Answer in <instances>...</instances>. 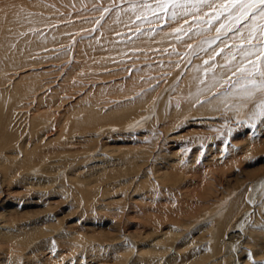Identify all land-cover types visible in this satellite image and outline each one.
Listing matches in <instances>:
<instances>
[{"label":"bare ground","instance_id":"1","mask_svg":"<svg viewBox=\"0 0 264 264\" xmlns=\"http://www.w3.org/2000/svg\"><path fill=\"white\" fill-rule=\"evenodd\" d=\"M95 1L98 0H0V264H59L64 261L74 264H128L130 258L131 264H185L188 259L179 257L183 256L182 236L187 234V231L193 237L201 233H196L197 227L193 229L194 223L189 224L188 219L187 222L186 219L176 220L181 226L177 228L184 233L174 228L171 223L178 215L171 217L168 212L171 213L172 210L167 212L165 209H168V202L175 200L179 193L172 194V198H169V201L167 199L168 202L164 198L159 202L160 205L153 197L158 194L159 186L175 183L180 185L174 184L175 186L182 187L188 180V172H194L195 176L200 173L204 180L199 185L198 181L196 182V187L198 185L202 191L199 197L195 198V212L198 210V214H194L197 219L194 220L199 222L200 219L211 216L219 217L215 227L210 226L211 232L209 230V234L206 233L207 241L201 239L206 235L198 237L201 239L198 247L204 249L200 250L204 251L203 257L206 250L207 253L218 247V253L207 254L204 264L264 262V231L246 226L249 218L255 225L264 224V207L258 206L264 201V118L259 116L261 103L256 104L263 98L264 88L248 83L251 80L258 85L262 79L260 73L264 72V18L253 16L250 12L246 18L235 20L227 11H223V15L216 19V13H208V9L201 6L198 13L197 9L193 8V3H188L178 7L177 11L182 14L177 16L176 22L180 17L177 25H168L165 27L167 30L157 27L156 33L153 29L152 32L148 29L142 33L140 31L141 41L145 42L144 46L148 48L146 50L151 51L149 53H152L153 49L173 45V50L162 57L165 60L166 57H181V67L178 68L184 74L183 78L163 102H160L161 96L158 98L161 92L157 94L158 99L154 105H161L156 113L154 107L151 109L155 89L145 94L141 100L142 104L136 101L119 104L124 102L126 95L135 93L137 88L129 90L132 85H128L127 94L118 92V95L101 103L96 101L100 99L98 93L90 97V102H70L77 87L83 85V80H90L82 73L75 78L77 81L81 79V84L73 86L74 82L70 81L72 85H67L68 78H65L66 82L59 85L58 89L55 86L48 90L50 83L55 82L54 79L47 82L50 76L48 70L55 67L62 58L69 57V52L73 51L72 34L68 33L94 24L93 18L87 21L81 18L84 20L82 25L69 24V27H66L69 22L59 24L65 19L57 14L58 8L65 7L70 10L79 3L93 4ZM182 2L184 4V0ZM149 8L151 7L142 9L145 12ZM158 9L159 7L155 8ZM128 13L126 11L125 16L123 13V20L119 18L113 21L115 32L130 29L122 27L129 22V19L126 20ZM46 14H49L48 17ZM167 16L171 20V12ZM136 17L138 16L130 17L135 18L130 22L136 21ZM191 17L196 18L188 21ZM140 18L135 27L144 25L142 22L146 21V18ZM158 19L157 17L147 22L149 24ZM181 20L194 21L183 24ZM228 21L230 22L227 23ZM217 28H221L219 35L224 38L217 40L210 48L204 41L208 40L209 36H217ZM233 28H236L235 32H231ZM177 29L181 31L178 32ZM102 33L104 35H101V38L98 35L94 38L98 40L97 45L100 41L109 45L108 51L103 52L99 48L97 51V46L87 41L86 37H81L77 45L80 51L78 58L82 55L83 59H87L99 54V63L91 67L93 72H108L113 68L112 65L104 64L109 55L124 54V45H131V48L137 46V35L126 39V35L121 34L107 39L106 31L103 30ZM184 34L185 37L182 36ZM195 40L202 41L201 47L206 45L204 47L207 49V52L199 53L196 58L193 52V46L197 44ZM149 42H155V45L147 44ZM58 45L61 47L59 51L56 48ZM213 48L216 52L210 56L208 53H211ZM205 60H208L209 64H205ZM46 62L53 66H47L48 69L43 67V70L40 66ZM76 68L80 70V66H75V70ZM167 69L165 66H159L154 69V74ZM156 77L154 76V79ZM171 82L172 78L169 84ZM149 83L151 81L144 80L142 86ZM157 88L159 87H156V90ZM42 90H48L44 97L35 95ZM26 100H29V103H37V107H34V110H37H31L34 112L33 116L28 115L29 109L24 105ZM99 104L101 106H98ZM253 104L256 105L252 107ZM250 107L251 110L248 111ZM190 112V119L185 121ZM35 118H40V121ZM242 118L249 122H242ZM47 119L52 120L48 126L50 128H40ZM60 119L63 123L59 129L51 127ZM139 120L148 122L149 128H144L139 134L137 132L132 138L119 136V129L136 124ZM90 123L92 125L87 126ZM197 127L202 129L200 132L203 140H200L204 143L200 153L206 154L203 161L200 157V161L193 160V156L191 159L185 157L186 153H181L183 147L179 145L180 139H185L194 130L197 131ZM150 129L153 130V136H158L156 140L152 137ZM187 129L192 132L188 134ZM111 130H114L116 135ZM173 130L178 136L175 132L167 135ZM142 133L144 134L141 135ZM194 133L196 135V132ZM113 135L117 137H111ZM190 137L192 136L189 135L188 138ZM198 144L201 145V142ZM177 149L180 150L176 151ZM88 151L91 154L99 151L100 153L92 158L89 157ZM100 156L102 157L99 158ZM241 159L244 163L240 162ZM92 160L100 165L94 166H98L97 168L86 167L94 162ZM87 162L91 163L87 165ZM190 163L195 167L190 168ZM83 165L86 169H82L84 172L80 169V174L77 169ZM213 170L217 172V179L213 177ZM65 173L69 174L66 176ZM245 173L252 177V180L249 178L252 182V186L249 184L251 188H240L244 181L242 174ZM239 175L242 183H238L237 189L250 190L251 193L245 195L246 192L243 191L235 195L236 197L233 196L230 201L227 197H232L234 192H227L230 196H224V200H229L230 203L227 202L228 204H224L227 207L220 209V205L223 206V202L219 204L220 190L213 182H238ZM246 178L245 182L248 184L250 181ZM191 181L193 180H188L189 185ZM143 196H151V200L141 203L142 199H138ZM174 212L179 216L183 213L180 209ZM251 212H254L253 216ZM127 216L130 220L134 218L138 221L136 224H128ZM244 226V235L236 234L238 230L241 232ZM103 229L106 233L99 232ZM54 233L59 234L54 237ZM93 237L95 242L88 241ZM94 245L98 246L94 249ZM87 248L92 253L94 251V254H82ZM107 249L109 252L106 253ZM233 249L238 250L236 255ZM45 251H48L47 255ZM167 253L169 255L166 256ZM189 257L190 255L187 256ZM260 257L263 261H260ZM200 260L202 261L198 256L195 261L199 263Z\"/></svg>","mask_w":264,"mask_h":264},{"label":"rangeland","instance_id":"2","mask_svg":"<svg viewBox=\"0 0 264 264\" xmlns=\"http://www.w3.org/2000/svg\"><path fill=\"white\" fill-rule=\"evenodd\" d=\"M104 1H107V2H104ZM183 0H179V3H180V5L182 4V5H188V3L189 4H191V3H193L194 2V0H184V4H183V2H182ZM189 1V2H188ZM192 1V2H191ZM163 2V0H98V1H95V2H93V4H88L87 2H85V3H83V4H81V3H79L78 5H76V7L75 6H73V8L72 9H70V10H67L65 7H60V9L58 8V12H57V14L60 16H62V17H64V19L66 20H61L62 22H59V24L61 23L62 25L63 24H65V23H68V24H66L65 26L66 27H69V24L71 25V24H77V25H82L83 23H81L82 21L84 22V20L86 19V21H87V19L88 20H91L90 18H93V22H94V24L93 25H85L83 28H82V30H80V29H78V30H72V31H70L68 34H72V41H73V45L71 44V47H72V49L71 50H73V51H70L69 52V57H67V58H62L61 60H59L60 62H58L57 64H55L56 66L55 67H51L49 70H48V72H49V74H50V76H49V79H48V81L47 82H49L50 80L52 81L53 79H54V83H50V86H49V89L48 90H50V87H55V88H59L60 86L59 85H61L62 83H64V82H66V80H65V78H68V79H71V80H68L67 79V82L66 83H68L67 85H72V83L71 82H74L73 83V86H74V84H76V85H79L78 83H80L81 84V79H80V81H77V79H75L76 77H78L79 75H81L80 73H82V74H85V76H87L88 78H90V80L88 79V80H85V79H87V78H85L84 80H83V85L81 86V85H79L78 87H77V91H76V94L74 95V98H72L71 100H70V102H73L74 103V101L75 100H77V101H79V104H82L83 102H85V101H87V102H90L91 100H90V97H92L93 96V94H95V93H98V97H100V99H98V100H96L97 101V103H101V102H104V101H107V100H109V98L110 97H113V96H116V94L118 95V92H125V94H127V92L129 91V90H131V91H133L134 89H133V87H135V88H137L136 90H135V93L134 94H130V95H126V97L125 98H123V100H124V102H121V103H119V104H121V105H123V103H132V101H136V103H139V104H142L143 102L141 101L142 100V98L145 96V94H147L148 93V91H152V89H155V98H154V100H153V104H152V108L151 109H153V107L155 108L154 110L156 111V113H158V111H159V107H160V105L161 104H159L158 105V103H156V105H154V103L156 102V100L161 96V99H160V102H163L164 100H165V98L168 96V94L172 91V89L175 87V86H177L178 85V83H180L179 81H181V79L183 78V73L181 72V71H179L180 69V67H181V62L179 61V59L181 58V57H178V58H169V57H166V60L164 59V57H162L163 55H165V53H167V52H169V51H171V50H173V45H169V46H165V47H159L158 49H153V51H152V53H149V52H151V51H149V50H146V49H148L147 47H145L144 45H145V42L144 41H141V38H140V31H141V33H142V31L143 30H146V29H148V31H153V32H155L156 33V29H157V27H160V28H162V29H164L166 26H168L169 25V27H172L173 26V24H175L176 23V25L179 23V21H180V17H179V19H178V23L176 22V19L175 20H173V19H171V20H169L170 19V17H169V19H168V16L167 15H169V13L170 12H172L171 10H173L172 9V6H171V4H165V6H164V8H161V7H159V5L161 4ZM87 3V4H86ZM86 4V5H85ZM154 4V5H153ZM80 6V7H79ZM142 6V7H141ZM134 7H136V8H134ZM141 7V8H140ZM143 7H151V8H149L148 10H146L145 12H144V10L142 9ZM157 7H159V9L158 10H155V8H157ZM201 7H205V8H207L208 9V13H213V14H215L216 13V15H223L222 13H221V10L220 9H218V8H216V9H214V8H209L208 6H206V5H203V6H201ZM201 7H199V8H194V9H197V12L199 13L200 11H201ZM66 10H65V9ZM82 8H83V10H82ZM126 9V10H125ZM134 9V10H133ZM135 9H136V11H135ZM141 9V10H140ZM57 10V9H56ZM153 10V11H152ZM178 10V7L175 9V11H177ZM82 11V12H81ZM126 11L127 12H129L130 13V15H129V13H128V18L126 19V20H128L129 22L132 20V19H135V18H130V17H134V16H138V17H136V18H140V17H144V18H146V21H143L142 23H144V25L142 24L140 27L139 26H137V27H135V25L136 24H139V20L138 19H136V21H132V22H128L126 25H122V27L123 26H125V27H129L130 29H126V30H122V31H119V32H115V30H114V28H115V23H113V21H116V20H118L119 18L120 19H122V17H124L125 16V13H126ZM147 11H149V12H147ZM132 12V13H131ZM146 12H147V14H146ZM179 11H177L176 13H177V16L179 15V14H182V13H178ZM69 13V14H68ZM81 13V14H80ZM86 13V14H85ZM123 13H124V16H123ZM143 13V14H142ZM52 14V13H51ZM121 14V15H120ZM135 14V15H134ZM141 14V15H140ZM183 14H185L184 12H183ZM47 15V17H48V15L49 14H46ZM65 15V16H64ZM72 15V16H71ZM83 15V16H82ZM86 15V16H85ZM155 15H157V16H155ZM186 15V14H185ZM69 16V17H68ZM70 16L73 18H70ZM79 17V18H77V17ZM121 16V17H120ZM153 16H155L153 19H155V18H159L158 19V21H155V22H152V23H149L148 24V20L149 21H153V19H152V17ZM50 17V16H49ZM140 18V19H144V18ZM149 17H151V18H149ZM160 17H162V18H160ZM75 18H77L78 19V21H77V19H75ZM84 19V20H82V19ZM115 18V19H114ZM195 19L194 17H191V18H189L188 19V21L190 20V19ZM76 20V21H75ZM79 20H81V21H79ZM123 20V19H122ZM125 20V21H126ZM183 20V19H182ZM181 20V23H183V24H185V23H193V21H191V22H185V21H182ZM212 20H214V19H212ZM174 21V22H173ZM171 22H172V25H171ZM230 21H228L227 23H229ZM209 23V22H208ZM226 23V24H227ZM58 24V23H57ZM109 24V28H107V25ZM155 24V25H154ZM105 25V26H104ZM242 25V24H241ZM133 26V27H132ZM231 26H233V24L231 25ZM87 27H89V28H87ZM150 27H153V28H150ZM87 28V29H86ZM133 28V29H132ZM84 29V30H83ZM86 29V30H85ZM108 29V30H107ZM153 29V30H152ZM166 29V28H165ZM103 30H104V32L106 31V34H107V39H112V38H114V37H116L117 35H121V34H125L126 35V39H129L131 36L132 37H135L136 35H137V37H135V38H137V41H135L136 43H137V46L135 47V48H131V45L129 46V45H124V51H125V53L124 54H122V55H120V56H118V55H109L108 57H107V61H104V64H108L109 66L110 65H112L113 66V68H110L109 70H108V72H105L104 70H102V71H100V72H93V71H91V67L94 65V64H98L99 63V60H98V58H99V54H97V55H93V56H89V57H87V59H83V56L81 55L80 57L81 58H78L79 57V52L80 51H78V49H77V45H79L78 43L80 42V39H81V37H86V39H87V41H89V42H91V43H94L96 46H97V51H99V50H101V51H108V48H109V45H105V43L103 42V43H101V41L99 42V44L97 45V43H98V40L96 41V39L94 38V37H96L97 35H98V37L99 38H101V35H104V33H102L103 32ZM167 30V29H166ZM78 31V32H77ZM87 31V32H86ZM102 31V32H101ZM229 31V30H228ZM236 31V28H233L232 30H231V32H235ZM75 32V33H74ZM86 32V33H85ZM231 32H228V33H231ZM74 33V34H73ZM77 33V34H76ZM79 33V34H78ZM95 33H97L96 35H95ZM102 33V34H101ZM86 34V35H85ZM185 35L186 34H184V35H182V36H184L185 37ZM188 35V34H187ZM190 35V34H189ZM73 37H75L76 39H74ZM186 37H188V36H186ZM207 37V35H205V38ZM220 38H224V36L223 35H221L220 36ZM210 39H212V37H208V40H210ZM77 40H79V41H77ZM92 40H95L96 42H94V41H92ZM153 40V39H152ZM152 40H150V41H152ZM187 40H189V39H187ZM75 41V42H74ZM196 42H197V40H195ZM165 42H166V40H165ZM152 44V45H155V42H149V43H147V44ZM192 43V42H191ZM74 44H76V45H74ZM89 44V43H88ZM146 44V45H147ZM104 45H105V47H104ZM201 45H202V41L201 42H197V44L196 45H194L193 46V50L194 49H196L197 50V52L194 54V57L196 58L198 55H199V53L201 54L202 52L204 53L205 51H199V48H205L204 46H206V45H204L203 47H201ZM76 46V47H75ZM172 46V47H171ZM75 47V48H74ZM213 47V46H212ZM57 50L59 51V48H60V50H61V47H60V45H58L57 47ZM98 48H99V50H98ZM107 48V49H106ZM127 48V49H126ZM137 49V50H136ZM206 49V48H205ZM144 50V51H143ZM159 52H158V51ZM58 51H56V52H58ZM72 52V53H71ZM145 52H147V54H144ZM162 52H164V53H162ZM83 54H85V52H82ZM98 53V52H97ZM154 53V54H153ZM79 54V55H78ZM149 55V56H148ZM153 55V56H152ZM72 56V57H71ZM159 56V57H158ZM75 58H78L77 59V61L75 60ZM46 59V58H45ZM175 59V60H174ZM175 62H174V61ZM64 61V62H63ZM86 62V63H85ZM173 62V63H172ZM180 62V63H179ZM175 63L178 65H176L175 66ZM171 66H170V65ZM53 66L51 63H48V62H46V63H44L43 65H41L40 66V68H42L43 70H45V69H48V68H46L47 66ZM165 66L166 68H168L166 71H160V72H158L157 71V74L155 75L154 74V72H156L154 69H156L157 67H162V66ZM75 66L76 67H79L80 66V70H77L78 68H76V70H75ZM175 66V67H174ZM187 66V65H186ZM45 69H44V68ZM82 67H85V68H82ZM172 67V68H171ZM179 67V68H178ZM61 68V69H60ZM74 68V69H73ZM89 68V69H88ZM154 68V69H153ZM175 68V69H174ZM60 69V70H59ZM83 71H82V70ZM151 69V70H150ZM160 69V68H159ZM186 69H187V67H186ZM56 70V71H55ZM57 70H58V72H57ZM75 71V72H74ZM86 71V72H85ZM88 71V72H87ZM107 71V70H106ZM153 71V72H152ZM91 72V73H90ZM70 73V74H69ZM182 73V74H181ZM90 74V75H89ZM142 75V76H141ZM177 75V76H176ZM63 76H65L64 78H63ZM75 76V77H74ZM154 76L156 77V79H154ZM182 76V77H181ZM46 77V76H45ZM48 77V76H47ZM56 77V78H55ZM171 78H172V82H171V84H169V80H171ZM152 79V80H151ZM45 81H46V78L44 79ZM62 80V81H61ZM144 80L145 81H151V83H149L148 85H145V86H142L143 85V83H144ZM61 81V83H59ZM71 81V82H70ZM130 81V82H129ZM70 82V83H69ZM49 85V84H48ZM128 85H132V87L129 89V90H127L128 89ZM122 88H121V87ZM111 87V88H110ZM156 87H159V88H157V90H156ZM53 89V88H52ZM114 89V90H113ZM161 89H162V91H161ZM164 89L166 90V91H164ZM47 90V91H48ZM46 90H42V91H39V93L37 92V93H35V95L36 96H40V97H42L43 95L45 96V92H47ZM157 91V92H156ZM117 92V93H116ZM159 92H161V94L158 96V98L156 99V96H157V94L159 93ZM113 94V95H112ZM43 96V97H44ZM134 96V97H133ZM86 98V100H80V99H82V98ZM263 98H264V96H263ZM262 98V99H263ZM122 99V98H121ZM259 100L258 102H256V104H258V103H261V102H264V99L263 100ZM138 100V101H137ZM261 101V102H260ZM26 102L27 103H25L24 105H27L26 107V109H29V112H28V115H32L33 116V114H34V112H35V110H37V109H35L34 110V107H37V103H34V101L33 102H31V103H29L30 101L29 100H26ZM69 102V103H70ZM76 102V101H75ZM29 103V104H28ZM34 104H36V105H34ZM138 104V105H139ZM256 104H253L252 105V107L253 106H255ZM65 106H66V104H65ZM65 106H63V107H65ZM98 106H101V104H99ZM258 106V105H257ZM31 108V109H30ZM40 108H41V106H40ZM66 108V107H65ZM25 109V110H26ZM34 110V112L32 113L31 112V110ZM138 109H140V106H138ZM143 109H144V107H143ZM141 110V109H140ZM139 110V111H140ZM251 110V107L249 108V110L248 111H250ZM152 111V110H151ZM191 112L189 113V116L187 117L188 119H186L185 118V121H187V120H189L190 119V117H191ZM246 115H248V112L246 113ZM166 118V117H165ZM37 121H40V118H35ZM52 120L51 119H47V120H45L44 122H43V124H42V126H40V128H45V127H48V126H50L51 125V122ZM141 120H139V122L138 123H136V124H132L131 126H127V127H125L124 129H119L117 132H118V134H119V136H123V137H127V136H130L131 138L133 137V136H136L137 135V132H138V134L140 133V131L141 130H144V128H149V125H147L148 124V122H140ZM243 121H246V122H249V120L247 121V119L246 118H242V122ZM165 123L167 122V120H165L164 121ZM163 122V123H164ZM55 123V125L53 124L51 127H54V128H57V129H59V127H61V124L63 123V121H62V119H60L59 121H56V122H54ZM139 123H141L143 126H141V124H139ZM146 123V124H145ZM92 125V123H90V124H88L87 126H91ZM140 126V127H139ZM130 127V128H129ZM48 128H50V127H48ZM121 128H122V126H121ZM127 128V129H126ZM197 131H195L194 130V132H196V135H195V133L194 132H192V130H189V129H187L188 130V134H189V132H192L191 134H189L190 136H192V137H194V138H192V137H190V138H188V136L186 137L188 140H190V141H188L186 138L185 139H180V141H179V145H181L182 147H183V151H181V153H183V152H185L186 153V155H185V157H188L189 159H191V157L193 156L194 158H193V160H195L196 159V161H203V157L206 155V154H202V153H200V152H202V147H203V145H202V143H204V141L202 142V132H200V131H202V129L200 128L199 129V127H197V128H195ZM186 130V131H187ZM112 131V133L114 132V130H111ZM123 131V132H122ZM152 131V132H151ZM142 132V131H141ZM150 132L152 133V137L156 140L157 138L156 137H158L157 135L156 136H153V130L152 129H150ZM172 132H175L176 133V131L175 130H173V131H170L167 135L169 136V134L170 133H172ZM185 132V131H184ZM201 133V135H200V133ZM114 134L116 135V132H114ZM144 133H142L141 135H143ZM177 134V133H176ZM185 134H186V132H185ZM115 135H113V136H111V137H113V138H116L117 136H115ZM171 136V135H170ZM177 136H178V134H177ZM202 137V138H201ZM197 138L199 139V140H197ZM200 139H202V140H200ZM187 140V141H186ZM195 140H197V141H195ZM201 142V145L200 144H198V143H200ZM216 140H215V144H216ZM184 143H186V144H184ZM191 143V144H190ZM199 146H198V145ZM192 145H194V146H192ZM196 145V146H195ZM186 146V147H185ZM192 146V147H191ZM202 146V147H201ZM185 147V148H184ZM193 147H195V148H193ZM188 149V150H187ZM97 150V149H96ZM98 150H99V148H98ZM180 149H177L176 151H179ZM198 152V154H197V152ZM89 153H90V156L89 157H92V158H95V157H93V156H97L99 153H100V151L99 152H93L94 154H91V152L90 151H88ZM205 152V151H204ZM193 154V155H192ZM195 155V156H194ZM102 156H100L99 158H101ZM199 157H200V160H199ZM98 158V157H97ZM242 161H240L241 163H244V160L243 159H241ZM92 161H94V160H92ZM91 163V162H90ZM89 162H87L86 164L88 165V164H90ZM96 164H99L98 162H93V163H91L90 165H88V166H86V167H94ZM191 164V163H190ZM237 164H239V163H237ZM236 164V165H237ZM100 165V164H99ZM83 167V168H82ZM98 166H96V167H94V168H97ZM192 167H195V165L193 164V166H192V164H191V166H190V168H192ZM242 167V166H241ZM84 168H85V166L83 165V166H80L77 170H78V172H79V170L80 171H82V172H84L85 170H84ZM249 168V167H248ZM84 171H83V170ZM86 169V168H85ZM94 172H95V170H94ZM76 173V172H75ZM80 174H82L81 172H79ZM192 173V174H191ZM216 171H214L213 170V177L214 178H216ZM69 173H65V175L67 176ZM200 174V173H199ZM198 174V175H199ZM215 174V175H214ZM74 175H76V174H74ZM197 174H196V176H195V174H194V172H188V174H187V177H186V179H188V180H193V181H191V184L189 185V182H188V180L187 181H185L186 183H188V185L184 182V185H182V187H177V186H175V185H179V184H175V183H169V184H167V186L166 185H162V186H159L158 187V189H157V191H159V192H157L158 194H156L155 196H157V197H153L154 199V201L155 200H157L158 201V204L160 205L161 203H159L160 201H163L164 200V198H166V202H168L170 199L169 198H172V194H178V197L175 199V200H173V199H171V200H173V202H171V200L168 202V206H167V208L168 209H165V210H167V212H168V210L170 211V209L172 210V212L170 213V212H168L169 213V215L171 216V217H173L174 216V214H176V215H178L179 216V214H177V213H175L174 211L175 210H177V209H180V210H182V214H180V216L178 217V216H175L172 220L173 221H171V223L172 224H174L173 226H175L174 228H176V229H178L180 232L182 231L180 228H181V226L180 225H178V222L176 221V220H178V218H179V220H182V221H185V219H186V222L188 221L189 222V224H193L194 223V228L193 229H195L196 227H197V232L196 233H198L199 231V233H201L200 235H206V237L204 236V238H201V236L200 235H195L194 237L192 236V234H190L188 231L186 232L187 234H185L184 236H182V238L184 239V246H183V250L181 251V253L183 254V256L181 255H179V257L181 258V259H188L187 261H186V263L185 264H200L201 262V264H204V262H205V260H206V256H207V254H212V255H214L215 253H218V247H217V249H211V250H209V252H207L206 253V251H205V257H203L202 255H204V251H202L203 252V254H202V252L200 251V250H204V249H202V247H198L199 246V241L201 240V239H203V240H205L206 238H207V234H209V232H211V230L212 229H210V226H212V228H214L215 227V223H217V220L219 219V217H215V216H211L210 218H206V219H203V220H201V222H200V220H199V222H197L196 220V215L198 214L197 213V211L195 212V204H196V200H195V198L197 199V197H199V195H200V193H201V191H202V189L201 190H199V188H198V185L202 182H204V180L202 179V177H201V175H199L198 176ZM246 173L243 175L242 174V177L244 178V181H243V185L241 184L240 185V188H242V187H244V189H246V188H251L250 187V185L249 184H251V186H252V182H251V176L250 175H246ZM193 176H195V177H193ZM240 176V175H239ZM213 177H212V179H213ZM245 177H247L246 178V180H248L249 178L251 179H249L248 181H250V182H248V184L245 182ZM196 178V179H195ZM202 180H201V179ZM238 178H239V180H238ZM236 180H238V182L237 181H235V180H231V182L229 181V183L228 182H223L222 181V183H220V182H213L215 185H216V187H217V189H219L218 191H219V193H218V197L220 198V200H221V202L219 203V204H221L222 202V205L223 206H221L220 205V209H222V207H227V205H224V204H228L227 202H229L230 203V201L234 198L233 196H237L238 194H241L243 191H245L244 189H240V188H238L237 189V187H238V185L240 184V183H242V178H241V176L240 177H238ZM217 179V178H216ZM215 179V180H216ZM194 181H195V183H194ZM198 181V182H197ZM232 181H234V182H232ZM196 182H197V187H196ZM193 183H194V185H193ZM236 183V184H235ZM239 183V184H238ZM248 185H246V184ZM175 184V185H174ZM185 184H186V187L185 188H183L184 186H185ZM222 184H224V185H222ZM245 184V185H244ZM231 185V186H230ZM180 186V185H179ZM202 186H203V184H202ZM246 186V187H245ZM167 187V188H166ZM177 187V188H176ZM188 187H190V188H188ZM235 187V188H234ZM164 188V189H163ZM170 188V189H169ZM175 188V189H174ZM179 188V189H178ZM228 188V189H227ZM232 188H234V189H232ZM169 189V190H168ZM171 189H173V190H171ZM188 190V191H187ZM193 190V191H192ZM260 190V189H259ZM169 191H170V194H169ZM239 191V192H238ZM166 192V193H165ZM182 192V193H181ZM197 192V193H196ZM227 192H229V193H233L234 195H232V197L229 195V193H227ZM246 192V194L245 195H249L250 193H251V191L250 190H246L245 191ZM185 193H187V194H185ZM192 193H194V194H192ZM198 195V196H196V194ZM225 193V194H224ZM135 194H139V193H135ZM135 194L133 195V197L135 196ZM160 194V195H159ZM166 194H168V195H166ZM181 194V195H180ZM222 194V195H221ZM165 195V196H164ZM190 195V196H189ZM193 195H194V197H193ZM161 196V197H160ZM164 196V197H163ZM167 196H168V198H167ZM171 196V197H170ZM182 196H184V197H182ZM187 196V197H186ZM189 196V197H188ZM227 197V196H230V197H227V199H231L230 201L228 200V201H225L226 200V198L225 197ZM235 196V197H236ZM150 197L151 196H143L142 198H139L138 200L140 201V199H142L141 200V203L142 202H146V203H148V201H150L151 199H150ZM160 197V198H159ZM222 197H224L223 199H221ZM246 197V196H245ZM144 198H146V199H144ZM163 198V199H162ZM187 198V199H186ZM144 199V200H143ZM147 199H149V200H147ZM167 199H168V201H167ZM194 199V200H193ZM225 199V200H224ZM147 200V201H146ZM152 200V201H153ZM185 200V201H184ZM264 200V199H263ZM139 201H137V202H139ZM157 201H155L156 203H157ZM193 201V202H192ZM244 201V200H243ZM186 202H188V203H186ZM150 203V202H149ZM152 204H154V202H151ZM163 203V202H162ZM245 203V202H244ZM186 204V205H185ZM169 205H172V206H170L169 207ZM76 207V206H75ZM179 207V208H178ZM181 207H182V209H181ZM191 207V208H190ZM78 208V207H77ZM176 208V209H175ZM190 208V209H189ZM175 209V210H174ZM252 209V208H251ZM77 210V209H76ZM192 210H193V213H191L192 212ZM75 211V210H74ZM185 211V212H184ZM189 211V213H187ZM218 212H220V210H217ZM124 212V211H123ZM195 212V213H194ZM252 214H251V216H253V213L254 212H251ZM125 214V213H124ZM185 214V215H184ZM191 214H193V215H191ZM194 214H196V215H194ZM125 217V216H124ZM190 217H192L191 218V220H193V221H191L190 220ZM213 217H214V219H213ZM130 217H126V220H127V222H128V224H131V223H135L136 224V222L138 221L137 219H132V220H130L129 219ZM182 218V219H181ZM211 218H212V220H211ZM17 219H19V218H16V220ZM170 219V218H169ZM188 219V220H187ZM194 219H196V220H194ZM171 220V219H170ZM20 221V220H19ZM133 221V222H132ZM135 221V222H134ZM175 221V222H174ZM191 221V222H190ZM211 221H214V222H211ZM64 223H65V221H64ZM177 223V224H176ZM197 223V224H196ZM204 223V224H203ZM199 224V225H198ZM201 224V225H200ZM204 226H203V225ZM206 224V225H205ZM208 224H209V226H208ZM215 224V225H214ZM253 224V221L252 220H250V218L248 219V221H247V223H246V226L248 225V227L249 226H251ZM64 225V224H63ZM196 225V226H195ZM214 225V226H213ZM178 226H180V228H177ZM199 226V227H198ZM207 228H208V230H207ZM246 227L244 226L243 227V229L241 230V232H240V230H238L237 231V233L236 234H243L244 235V229H245ZM210 230V231H209ZM104 231V232H103ZM209 231V232H208ZM99 232H103V233H106V230H101V231H99ZM183 232V231H182ZM208 232V233H207ZM184 233V232H183ZM182 233V234H183ZM193 233V232H192ZM207 233V234H206ZM59 233H54L53 234V236L55 237V236H57ZM190 236V237H189ZM198 237H200V238H198ZM197 238V239H196ZM186 239V240H185ZM92 240V242H95L94 240V237L92 238V239H89L88 241H91ZM198 240V241H197ZM205 241H207V240H205ZM210 241V240H209ZM209 243V242H208ZM240 243V242H239ZM196 244H197V246H196ZM239 245V244H238ZM237 245V246H238ZM98 246V245H97ZM96 245H94L93 247H94V249L97 247ZM193 246V247H192ZM201 248V249H200ZM42 249V248H41ZM191 249V250H190ZM195 250L194 252H191V251H193V250ZM31 250H32V248H31ZM199 252H198V251ZM214 250V251H213ZM236 250L237 249H235V251H234V249H233V252L235 253V255H236ZM85 251V250H84ZM83 251V252H84ZM184 251V252H183ZM212 251H213V253H212ZM238 251V250H237ZM46 252V255H47V252L48 251H45ZM106 253L107 252H109V250L107 249L106 251H105ZM185 252H186V254H185ZM190 252V253H189ZM88 253L90 254V255H93L94 254V251H93V253L92 252H90V250L87 248V250L84 252V253H82V254H84V255H88ZM95 253H97V252H95ZM188 253V254H187ZM201 253V254H200ZM192 254H194V255H192ZM166 256L167 255H169L168 253L167 254H165ZM190 255V257L189 258H187V256H189ZM196 255H197V257L199 256V257H201V259H202V261L200 260L199 261V263L198 262H196L195 260H197V257H196ZM192 256V257H191ZM193 256H195V258L193 257ZM133 258V257H132ZM192 258V259H191ZM205 258V259H204ZM236 258V257H235ZM260 259H261V257H260ZM264 259V258H263ZM263 259H261L260 261H263ZM67 261V260H66ZM215 262V261H214ZM213 262V263H214ZM59 264H74L73 262L72 263H70L69 261H67V262H62V263H59ZM128 264H131V258H130V262H128Z\"/></svg>","mask_w":264,"mask_h":264},{"label":"snow or ice","instance_id":"3","mask_svg":"<svg viewBox=\"0 0 264 264\" xmlns=\"http://www.w3.org/2000/svg\"><path fill=\"white\" fill-rule=\"evenodd\" d=\"M165 4H171L172 9H173L171 12V19L173 20L177 19V13L175 9L181 6L179 3V0H163V2L159 5V7L164 8ZM203 5H207L209 8H214V9L218 8L221 10V13L223 11H227L229 16L234 17L235 20L246 18L250 12L253 14V16L259 15L260 17L264 18V0H194L192 6L193 8H198ZM216 19H219V15L216 16ZM221 27H223V25H221ZM177 31L179 32L181 30L177 29ZM215 31L218 33L217 36L213 37L210 40L204 41V43H207L210 48L213 44L216 43L217 40L220 39L219 34L221 33V28H217ZM199 51L207 52V49L199 48ZM241 51H243V49H241ZM193 52L196 53L197 50L194 49ZM215 52H216V49L213 48L212 52L208 54L211 56L212 53H215ZM218 54L219 53H217V55ZM204 63L209 64V61L205 60ZM238 71H240V69H238ZM260 76L262 79L258 85L254 81H251V80L248 81V83L253 84L254 87L264 88V72H261ZM242 77H243V73H242ZM213 79L215 80V75H213ZM260 108H261V111L259 112V116L264 118V102H261ZM258 206L264 207V201H261V204ZM251 227L255 228L258 231H264V224H261V225L253 224L251 225ZM259 264H264V262H259Z\"/></svg>","mask_w":264,"mask_h":264}]
</instances>
